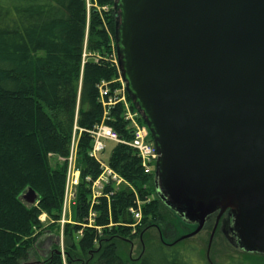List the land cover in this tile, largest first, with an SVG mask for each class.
Returning <instances> with one entry per match:
<instances>
[{
	"label": "trees",
	"instance_id": "16d2710c",
	"mask_svg": "<svg viewBox=\"0 0 264 264\" xmlns=\"http://www.w3.org/2000/svg\"><path fill=\"white\" fill-rule=\"evenodd\" d=\"M98 2L109 6L104 11L108 30L93 10L86 34V0H0V264H29L42 229L39 216L60 221L74 128L79 133V180L73 225L63 228L69 249L65 264L88 259L87 264H196L191 256L197 249H181L183 241L168 245L145 238L139 257L123 254V242L174 212L158 196L154 173L144 174L128 145L115 144L107 162L126 185L108 182L101 195L92 198V185L102 170L91 156L88 132L104 120L122 141L132 140L123 104L112 107L105 118L100 102L99 87L107 85L113 94L121 74L115 0ZM125 99L136 112L126 87ZM138 123L144 125L140 117ZM52 158L60 162L54 159V164ZM28 192L38 199L31 209L20 202ZM138 208L140 221L132 215ZM56 248L38 264H63ZM227 264L264 261L229 258Z\"/></svg>",
	"mask_w": 264,
	"mask_h": 264
},
{
	"label": "water",
	"instance_id": "95a60500",
	"mask_svg": "<svg viewBox=\"0 0 264 264\" xmlns=\"http://www.w3.org/2000/svg\"><path fill=\"white\" fill-rule=\"evenodd\" d=\"M118 68L157 151L158 196L197 221L230 210L264 253V0H115ZM34 194L20 198L31 209ZM176 242V243H177Z\"/></svg>",
	"mask_w": 264,
	"mask_h": 264
},
{
	"label": "rangeland",
	"instance_id": "374dc122",
	"mask_svg": "<svg viewBox=\"0 0 264 264\" xmlns=\"http://www.w3.org/2000/svg\"><path fill=\"white\" fill-rule=\"evenodd\" d=\"M85 7H86V34L88 33V24L93 10L100 16V19L102 20V27L108 30V24L106 23L105 12L109 9V6L101 7L99 5L98 0H86ZM109 38L111 39L110 35ZM85 42H86V38H85ZM121 79L119 80L120 86L116 90V92H119L120 95L122 94V92H124L123 96L125 97V90L123 89L124 85ZM105 86L106 89L109 91L108 86L107 85ZM122 102H123L124 112L126 110H129L131 113H134L130 109V105L125 98L123 99ZM108 105H107L108 108L114 106L113 104H108ZM107 111L108 110H106V113ZM104 117L106 118L107 115H104ZM103 124H105L104 120L98 126H101ZM79 132L81 131L79 130ZM78 139H79V133L77 131V128H74L70 142V146H73L72 163H71L72 167L70 168V173H72L73 177L76 176L77 174L79 180V172L76 167V151H77ZM150 139L152 140L151 136ZM104 146L105 149L100 153L98 159L108 167L107 162L111 155L112 149L115 147V143L112 141L111 142L104 141ZM69 158L70 156H68L67 159V172L69 168ZM54 159L55 158H52L53 160L52 163L55 164V162L56 163L60 162L59 159H55L54 162ZM61 162L63 161L61 160ZM66 178H67V174H66ZM99 184H101V186L104 187L105 182H103V178L99 179ZM124 184L125 182L122 180L118 183L117 186ZM75 188L76 187L72 189L68 188L67 194L66 192H64L61 218L59 222L53 223L45 214H41L39 216L38 220L42 225V229L39 232L40 234L39 238L35 242L36 245L33 248L32 251L33 254L30 257L29 264H38L40 261H42L43 258H45V256H47V254H49L50 249L54 247L56 248V246L58 247L55 250L60 252L62 263L65 264L66 253L69 251V249L65 247L66 237L63 235V228L66 224L71 226L73 225V213H74L73 207H74ZM154 197L157 196L154 195ZM37 204H38V199L34 195L31 208L36 207ZM169 214L170 216L166 221L158 222L155 224L153 223L149 226L146 225L145 229H143L142 233L137 238L131 241L123 242L122 245L123 254H125L129 259H136L144 251L145 238L146 240L152 239L155 241L163 242L168 245H172L175 244L180 238L195 231L196 228L198 227L197 221L186 220L183 217H179L175 212L172 213L170 212ZM217 214L218 211L209 214L205 220L206 222L204 223V227L202 228L201 232L195 237L183 241V243H181L182 246L180 245L179 247L181 249L187 247H195L197 249V252L191 257L196 264H227L229 258H239V259L249 258V261H259V259H261L264 261V253L258 251L246 250L240 246V240H238L237 242L235 239H231L229 236H226L224 234V231L222 229H226L227 223L225 222V218L229 217V215L232 214L230 210H227L223 214L222 225H221L222 227L220 226L218 231L215 233L214 238L210 241L211 232L214 227L215 218ZM234 222H235V216H234ZM75 240L77 241V239ZM88 261L89 259L85 261V263L79 262V264H87Z\"/></svg>",
	"mask_w": 264,
	"mask_h": 264
},
{
	"label": "built area",
	"instance_id": "2783aa9c",
	"mask_svg": "<svg viewBox=\"0 0 264 264\" xmlns=\"http://www.w3.org/2000/svg\"><path fill=\"white\" fill-rule=\"evenodd\" d=\"M124 89V88H123ZM119 92H114L113 94H110V90L108 91L106 89L105 85H102L99 87V94H100V102L103 105L104 108V115L108 114V111L114 107L117 104H123V99L125 98L123 96V93L118 97L117 94ZM120 94V93H119ZM104 97H107V103L104 102ZM108 104H113L111 108L107 107ZM110 106V105H108ZM106 110L107 113H106ZM134 113H131L129 110H126L124 112V118L128 123V127L131 129L132 133V140L130 142H124L122 141L118 135L107 125L103 124L101 126L94 127L93 130L89 132V134L92 137V149H91V156L98 159L100 153L104 151V141L114 142L115 144L121 143L126 144L129 147H131L137 157L139 158L141 168L143 169L144 174H151L155 170V165L157 161V152L155 149L154 144L152 143V140L150 139V132L148 128L145 125H141L138 123L137 119L139 117V114L135 111ZM72 145V144H71ZM72 151L73 146H70L69 149V168L67 172V178L65 183V192L67 194L68 188H74L78 185V176H72V173H70L71 163H72ZM99 160V159H98ZM100 167H101V176L93 183L92 185V198L93 200H96L102 192L103 187L101 184H99V179L103 178V182L107 184L108 182H114L116 186L122 179L118 177L110 168L107 167L100 161ZM132 215L134 216V219L139 221L141 219V211L140 208H138L135 211H132Z\"/></svg>",
	"mask_w": 264,
	"mask_h": 264
},
{
	"label": "flooded vegetation",
	"instance_id": "af4514ba",
	"mask_svg": "<svg viewBox=\"0 0 264 264\" xmlns=\"http://www.w3.org/2000/svg\"><path fill=\"white\" fill-rule=\"evenodd\" d=\"M214 213V212H213ZM207 218V217H206ZM216 218H217V215H216ZM216 218H215V224H216ZM222 219H223V215L220 217V219L218 220V223H217V227L213 233V237L212 239L214 238V235L215 233L218 231V229L220 228V226L222 225ZM206 220V219H205ZM206 222V221H205ZM225 222L227 223L226 225V229H222L224 231V234L226 236H229L231 239H235L237 242L239 239V235L235 229V224H234V214L232 213L231 215H229V217L225 218ZM214 224V226H215ZM222 227V226H221ZM214 228V227H213ZM213 230V229H212ZM212 233V232H211Z\"/></svg>",
	"mask_w": 264,
	"mask_h": 264
}]
</instances>
